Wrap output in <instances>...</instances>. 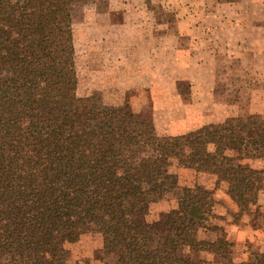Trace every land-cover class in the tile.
<instances>
[{"label": "trees", "instance_id": "1", "mask_svg": "<svg viewBox=\"0 0 264 264\" xmlns=\"http://www.w3.org/2000/svg\"><path fill=\"white\" fill-rule=\"evenodd\" d=\"M77 0H0V262L58 264L66 242L102 235L116 264H222L235 243L206 239L214 191L184 186L172 167L213 174L244 214L264 186V167L242 163L259 151L260 113L229 116L183 134H160L129 106L97 109L77 95L73 34ZM239 161L238 163H236ZM176 199L159 224L140 209ZM250 264H264V251Z\"/></svg>", "mask_w": 264, "mask_h": 264}, {"label": "rangeland", "instance_id": "2", "mask_svg": "<svg viewBox=\"0 0 264 264\" xmlns=\"http://www.w3.org/2000/svg\"><path fill=\"white\" fill-rule=\"evenodd\" d=\"M244 1L248 0H77L72 19L77 95L92 96L97 109L127 105L140 116L152 117L160 134H183L204 124L221 122L227 116L255 113L264 116V77L249 71L246 74L239 62L231 65V70L225 68L228 59L223 53L216 57L218 83L214 88L213 101L206 97L202 99L201 90L192 88L188 81L182 82L178 90L189 105L173 96L168 97L167 90L161 89L156 95L147 86L128 88L154 80L158 84L165 83L162 77H148L153 68L162 65L153 63L154 54L150 50L159 46L160 38H149L148 31L156 30L163 34L167 30H181L182 19L194 14L195 17L209 16L213 27L220 32L221 25L215 17L221 13L228 14L230 19L240 15L239 22L249 28L251 21H256L253 19L264 15V7ZM226 2L237 3L228 6L224 4ZM228 25L232 29L224 27V31H231L234 35L237 29L230 23ZM246 57L255 59L252 53ZM180 59L186 60L181 54ZM254 133L264 137V127L254 129ZM241 162L251 167L264 166V138L259 151H253ZM172 171L181 185L202 186L214 191L215 206L209 217V226L200 230V236L233 241L235 261L252 263L254 254L264 251V186L252 206V212L244 214L232 200L227 185L216 176L176 166L172 167ZM178 206L176 199L152 202L143 206L139 215L145 222L159 224L171 209ZM103 247L100 233H80L66 242V257L58 264H116L117 254L104 258ZM184 255L193 259L209 258L212 264H222L214 255L196 256L188 251ZM7 263V258L1 259L0 264Z\"/></svg>", "mask_w": 264, "mask_h": 264}, {"label": "crops", "instance_id": "3", "mask_svg": "<svg viewBox=\"0 0 264 264\" xmlns=\"http://www.w3.org/2000/svg\"><path fill=\"white\" fill-rule=\"evenodd\" d=\"M244 2L258 4L264 7V0H252L251 2L248 0ZM235 3L237 2H226L224 4L231 6L235 5ZM239 3H242V1ZM239 17L240 15L234 19H230L228 14L224 15L223 13L216 16L215 19L220 23L222 32H218V30L213 27L212 22L209 21L212 19H210L209 16L197 15L195 17L194 14H189V17L186 16V18L182 19L181 30H167L163 34L156 30L148 31L146 34L149 38L154 40L160 38V42H158L159 46H154V48L150 50L154 54L152 55L154 59L153 63L162 64L158 68H153V75L149 74L148 77L151 76L150 78L153 79L162 77L165 83H163V85L158 84L154 80L152 83L134 84L128 88L147 86L151 88L152 92L156 95L160 93L161 89L167 90L169 91V93H166L168 97L173 96L176 99L178 98L180 102L182 100L188 104L185 99H182V92L178 90L182 82L188 81V83L192 85V88L201 90L200 97L202 99L206 97V99H212L213 101L215 97L214 88L218 83L215 62L216 57L221 53L226 55L228 59L225 68L231 70L233 68L231 65H235V63L239 62L240 66H243L241 68L243 72L246 74L247 71H249V73L254 72V74L263 78L264 15L260 16V18L253 19L256 21H251L252 25H250L249 28H246L243 23L239 22L241 19H239ZM229 23L234 26V29H237L234 35H232L231 31H224V27L226 29H232L229 28ZM250 53L254 54L255 59L249 60V58L246 57V55ZM148 54L151 55L152 53L148 52ZM180 54L186 58L185 61L180 59ZM152 58H150V60ZM137 70L138 72L141 71L139 68ZM167 96H165L166 99ZM186 112L188 113L189 109H187ZM253 167L263 168L264 166ZM194 254H196V256L199 254H206L208 257L213 256V254L208 252H198ZM207 260L211 261L209 258Z\"/></svg>", "mask_w": 264, "mask_h": 264}]
</instances>
